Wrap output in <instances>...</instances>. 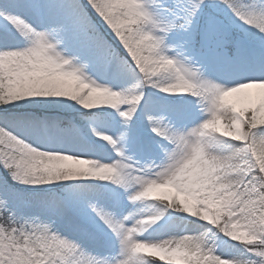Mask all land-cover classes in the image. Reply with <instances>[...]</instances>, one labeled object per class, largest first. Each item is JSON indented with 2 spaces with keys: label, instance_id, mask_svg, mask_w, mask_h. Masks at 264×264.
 Segmentation results:
<instances>
[{
  "label": "snow or ice",
  "instance_id": "1",
  "mask_svg": "<svg viewBox=\"0 0 264 264\" xmlns=\"http://www.w3.org/2000/svg\"><path fill=\"white\" fill-rule=\"evenodd\" d=\"M0 264H264V0H0Z\"/></svg>",
  "mask_w": 264,
  "mask_h": 264
}]
</instances>
